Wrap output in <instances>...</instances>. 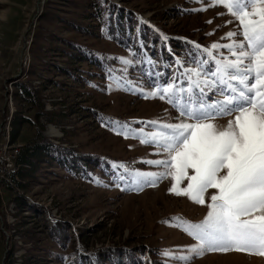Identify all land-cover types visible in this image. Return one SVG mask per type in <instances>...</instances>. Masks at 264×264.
<instances>
[{"label": "rangeland", "instance_id": "rangeland-1", "mask_svg": "<svg viewBox=\"0 0 264 264\" xmlns=\"http://www.w3.org/2000/svg\"><path fill=\"white\" fill-rule=\"evenodd\" d=\"M211 5L0 0V264H264L258 249L205 250L178 260L198 243L182 221H202L217 190L209 189L201 205L170 192L171 175L136 182L139 174L166 171L147 161L168 158L156 144L142 143L139 130L156 132L158 124L184 120L149 93L167 82L186 86L189 76L214 79L188 70L200 61L214 70L217 60L233 57L211 46L242 39L226 38L239 20L222 3ZM20 80L40 90L31 105L15 95ZM208 97L209 103L223 99L218 92ZM15 112L33 121L11 142ZM234 116L215 123L223 127ZM39 125L57 158L44 155L18 188L10 177L19 168L16 149L33 141ZM187 183L182 178L179 187ZM21 195L20 205L15 198Z\"/></svg>", "mask_w": 264, "mask_h": 264}, {"label": "snow or ice", "instance_id": "snow-or-ice-1", "mask_svg": "<svg viewBox=\"0 0 264 264\" xmlns=\"http://www.w3.org/2000/svg\"><path fill=\"white\" fill-rule=\"evenodd\" d=\"M217 3L239 20L238 30L229 31L226 38L242 39L211 47L228 49L233 59L217 60L214 70L204 69L207 61L188 70L197 77L214 79L189 76L186 86L167 82L149 93L166 100L184 120L158 124L156 132L141 129L138 133L146 137L142 143L156 144L168 158L147 161L166 171L139 174L137 183L150 182L149 176L171 175L175 182L169 191L201 205L206 203L209 189L217 190L210 196L202 221H182L183 230L198 241L188 246V255L176 257L184 262L205 250L258 249L257 254L264 255V0H212L211 6ZM208 92H218L223 99L209 103ZM233 113L225 126H217L218 118ZM125 129L126 123L121 125L122 132ZM182 178L188 181L185 188L179 187ZM171 254L170 250L164 252Z\"/></svg>", "mask_w": 264, "mask_h": 264}, {"label": "trees", "instance_id": "trees-1", "mask_svg": "<svg viewBox=\"0 0 264 264\" xmlns=\"http://www.w3.org/2000/svg\"><path fill=\"white\" fill-rule=\"evenodd\" d=\"M120 23H122V20H120L119 22V27L121 26V29L124 30L123 26ZM16 87L17 92H15V95L23 103H30L31 105L32 102H34V97L37 95L40 96V90H36L34 87L28 85L25 81H18L16 83ZM38 101H40V97ZM38 105L40 106V102L38 103ZM42 107L43 105L41 104V108H39V111L36 113V117L38 119L42 114ZM32 121L33 120L31 117L26 115L18 117L17 113L15 112L10 122L12 126V132L10 133V141H17L20 134V127L24 124L32 123ZM43 127V125H39V128L37 129V134L34 137L33 141L29 144L22 146L21 150H18V154L16 156V164L19 166V168L10 176L12 177V181H14V183L18 185V188L25 187L24 181L26 177H29L31 175L33 176L34 171L37 169V163L39 161H42L41 158H43L44 155L48 156V154H50L53 158H57L54 154L56 153V148L54 144L44 142V135L42 134ZM6 180H9V177H6ZM23 197L24 195L17 196V198H15V201L21 205L25 201ZM5 264L11 263L8 260L7 262H5Z\"/></svg>", "mask_w": 264, "mask_h": 264}, {"label": "built area", "instance_id": "built-area-1", "mask_svg": "<svg viewBox=\"0 0 264 264\" xmlns=\"http://www.w3.org/2000/svg\"><path fill=\"white\" fill-rule=\"evenodd\" d=\"M16 150H19V149H16Z\"/></svg>", "mask_w": 264, "mask_h": 264}]
</instances>
